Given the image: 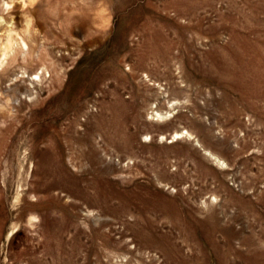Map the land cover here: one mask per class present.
<instances>
[{
	"label": "rangeland",
	"instance_id": "obj_1",
	"mask_svg": "<svg viewBox=\"0 0 264 264\" xmlns=\"http://www.w3.org/2000/svg\"><path fill=\"white\" fill-rule=\"evenodd\" d=\"M0 264H264V0H0Z\"/></svg>",
	"mask_w": 264,
	"mask_h": 264
},
{
	"label": "bare ground",
	"instance_id": "obj_2",
	"mask_svg": "<svg viewBox=\"0 0 264 264\" xmlns=\"http://www.w3.org/2000/svg\"><path fill=\"white\" fill-rule=\"evenodd\" d=\"M17 44L21 47V44L25 45V42H24L23 39H21V44H20V42H18V41H17ZM12 45H13L12 40H11L10 38H8V39H7V42H6V44H5V47H4L5 51H6L7 49H9ZM21 49H22V48H21ZM4 54H5V52L3 53V55H4Z\"/></svg>",
	"mask_w": 264,
	"mask_h": 264
}]
</instances>
